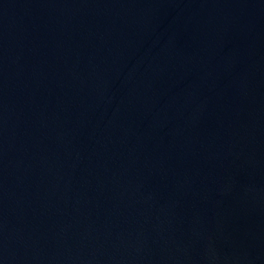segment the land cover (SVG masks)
<instances>
[{"label":"water","instance_id":"obj_1","mask_svg":"<svg viewBox=\"0 0 264 264\" xmlns=\"http://www.w3.org/2000/svg\"><path fill=\"white\" fill-rule=\"evenodd\" d=\"M0 264H264V0H0Z\"/></svg>","mask_w":264,"mask_h":264}]
</instances>
